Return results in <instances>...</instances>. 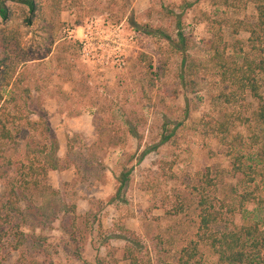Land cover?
I'll list each match as a JSON object with an SVG mask.
<instances>
[{
    "label": "rangeland",
    "instance_id": "obj_1",
    "mask_svg": "<svg viewBox=\"0 0 264 264\" xmlns=\"http://www.w3.org/2000/svg\"><path fill=\"white\" fill-rule=\"evenodd\" d=\"M229 1L40 0L29 23L24 5L6 2L9 16L0 18V57L7 58L0 67V196L15 187L28 217L18 227L21 245L13 250L6 242L0 249L1 264H96L101 258L128 264L125 246L147 264L171 262L193 238L192 188L203 174L216 197L235 206L234 224H264V123L255 118L257 99L244 92L225 100L231 88L220 82L210 58L208 40L231 54L247 36L241 28L233 34L232 23L251 20L252 4ZM184 2L189 6L178 13ZM169 12L192 40L187 53L199 63L193 81L182 76L179 56L164 50L158 30H175ZM217 31L222 42L213 37ZM257 80L263 96L264 77ZM3 129L9 137H2ZM66 139L74 164L91 159L84 167L88 181L75 188L71 169L48 170L35 177L36 186L21 189L22 177L33 179L23 176L30 154L41 158L40 148L54 145L62 158ZM126 170L127 181L118 187ZM248 194L251 199L242 201ZM69 204L74 213L62 211ZM178 204L181 212H171ZM39 206L55 218L44 228L37 226ZM68 219L75 239L59 229ZM129 240H137V249ZM198 249L200 264H217L206 246Z\"/></svg>",
    "mask_w": 264,
    "mask_h": 264
},
{
    "label": "trees",
    "instance_id": "obj_2",
    "mask_svg": "<svg viewBox=\"0 0 264 264\" xmlns=\"http://www.w3.org/2000/svg\"><path fill=\"white\" fill-rule=\"evenodd\" d=\"M8 1L19 3L26 7L29 13L26 18L27 23L31 21L34 12L40 9V0H0V18L2 19H7L9 16V9L6 4ZM221 1L224 5L231 4L229 0ZM246 1L252 4L254 10L253 18L251 20H236L235 24L232 23L233 27L231 31L235 34L241 28L247 33V37L244 41H238L237 51L231 54L219 53L218 47L213 43L211 44V41L208 40L212 48L210 58L219 70L220 82L225 83L231 88L227 94L222 92L225 100L228 99L227 97L234 98V96L248 92L253 98L257 99V109L254 111L255 118L264 123V95L261 96L259 92L260 84L257 80L258 74L264 77V0ZM187 6H189L188 2L180 4L178 6V13L182 12ZM168 14L174 21L175 30L172 33L163 29L158 30L165 41L164 50H167L170 54L179 56L182 76L186 75L189 77V81H193V77L198 72L199 63L196 58L191 57L187 53L192 45V40L188 34L182 32L179 17L176 16L177 14H173L172 12ZM213 35L216 40L222 42L220 32H214ZM6 59V57H0V67L5 65L4 60ZM150 66L151 64L147 62L146 68L149 69ZM159 69L164 68L161 66ZM221 126L222 123L219 124V127ZM1 133L4 138L10 136L8 130L3 129ZM65 145L66 149L62 158L58 157L57 149H55L54 145L47 152L42 150L43 147L42 149L40 148L38 154L42 153L41 158H34L35 156L31 153V158L27 160V172L23 176H33V179L27 181L23 180L22 177L21 189L25 188V185L28 183L36 186L37 181L35 177L39 174L45 176L48 170L64 171L71 169L73 181L76 182L75 188L79 186V183L88 181V172L84 167L91 165L89 164L91 159L84 157L83 162L86 166L74 164L73 160H71L74 156L72 146L69 144L68 139H66ZM240 158L239 154L234 156L233 168L236 171L240 170ZM127 173L128 170L122 173L123 175L119 179L118 187L126 183ZM243 174L248 176L244 171ZM192 189L196 198L194 210L197 220L193 238H187L183 241L173 261H158V264H200L201 254L198 249L199 244L206 246L215 255L217 264H264V224H261L260 221L234 224L231 217L236 211L235 206L216 197L213 182L206 174L201 176L199 183L193 186ZM57 192L56 190H51L49 194L53 197L57 195ZM249 195H246V198H243L242 201L251 199ZM19 204L15 187L12 185L5 187L3 195L0 196V249H3L7 243L13 250L21 245L23 233L18 227L20 223L25 224L27 222L28 216L24 213V208ZM181 210L182 205L178 204L171 212L177 214ZM62 211L64 213H74V204H69L68 208H62ZM36 213L41 217L40 222L37 223V226L41 228H44L48 221L55 219L54 216L40 206L37 207ZM15 216L18 218L16 222L14 221ZM10 222L11 226H9ZM220 224H224L223 228H219ZM59 229L71 239H75L73 219H68L66 222L59 221ZM10 236L14 238L13 242L8 240ZM124 240H127V238H124ZM129 242L133 243L136 246L135 249H137V240H129ZM122 258L128 264H147L150 261L149 259H146V261L137 259V255L130 246H125L122 250ZM101 260L104 259L101 258L100 263L97 262L96 264H106V262L104 263Z\"/></svg>",
    "mask_w": 264,
    "mask_h": 264
},
{
    "label": "crops",
    "instance_id": "obj_3",
    "mask_svg": "<svg viewBox=\"0 0 264 264\" xmlns=\"http://www.w3.org/2000/svg\"><path fill=\"white\" fill-rule=\"evenodd\" d=\"M244 32H245V31H244ZM245 33H246V32H245ZM233 34H234V33H233ZM235 34H236V33H235ZM246 34H247V33H246ZM246 37H247V36H246ZM246 37H245V38H246ZM51 171H52V170H51Z\"/></svg>",
    "mask_w": 264,
    "mask_h": 264
}]
</instances>
